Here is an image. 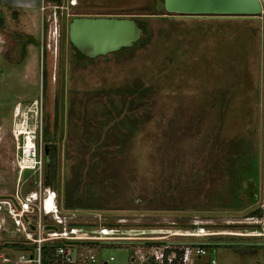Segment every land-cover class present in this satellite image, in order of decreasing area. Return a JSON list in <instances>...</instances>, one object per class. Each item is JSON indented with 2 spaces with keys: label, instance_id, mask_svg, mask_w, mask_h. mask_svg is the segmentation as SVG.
<instances>
[{
  "label": "rangeland",
  "instance_id": "rangeland-1",
  "mask_svg": "<svg viewBox=\"0 0 264 264\" xmlns=\"http://www.w3.org/2000/svg\"><path fill=\"white\" fill-rule=\"evenodd\" d=\"M41 6L34 10L33 38L21 32L23 21L18 20V12L0 4V200L11 197L18 184L11 135L13 107L17 102L41 97L49 137L46 140L44 134V144L56 148V179L50 187L57 194L61 213L74 215L72 223L82 234L91 235L99 226L114 225L129 232L123 235L161 236L185 231L194 220H205L206 230L216 231L222 220L233 225L231 222L262 203L264 13L223 16L156 12L152 0H61L59 5L43 0ZM96 14L145 19L146 40L138 43L142 32L123 51L78 60L76 46L68 38V23L75 15ZM135 84L148 90L140 98L142 103L135 102L133 110H128L130 99L137 94L113 90ZM108 111L120 114H115L104 129L125 114L131 118L148 116L133 130L125 152L118 153V146L101 147L108 159H114L113 165L105 163L102 168L124 173L121 197L111 203L105 201L107 208H65L63 181L70 176L79 151L77 135L86 138L84 122L105 120ZM239 137L246 139L249 151L257 156L258 181L252 186L257 200L248 194L249 186L239 187L235 199L228 194V176L222 168L228 152L223 144L230 141L229 148L243 145L236 142ZM23 177L21 191L34 189L35 177L29 171ZM245 180L241 178L239 185ZM96 194L92 192L87 200L98 199ZM121 218L123 223L118 222ZM38 220L36 210L32 222ZM0 225V262L1 255L9 259L0 264H13L18 254L30 248L5 246L3 243L19 239L8 216ZM254 228L225 226L223 230L246 232ZM245 239L264 238L238 240ZM202 240L213 243L207 245V255L196 259L197 264H209L211 258L213 264H264V246L215 244L214 240H219L215 236ZM85 244L95 255L93 264H128L137 246L83 242L79 251H86ZM111 256L114 262L108 261ZM134 264L141 262L135 260Z\"/></svg>",
  "mask_w": 264,
  "mask_h": 264
},
{
  "label": "built area",
  "instance_id": "built-area-1",
  "mask_svg": "<svg viewBox=\"0 0 264 264\" xmlns=\"http://www.w3.org/2000/svg\"><path fill=\"white\" fill-rule=\"evenodd\" d=\"M43 6H41V9ZM44 112L41 97L13 107L11 135L15 144V168L17 170V189L11 197L0 200V222L8 216L16 237L30 248L18 254L13 264H42L43 247L53 248V258L49 264H93L95 255L87 244L86 251H79L80 243H137L130 260H139L142 264H194L197 258L207 255L209 244L204 237L221 234L219 230L207 231L206 221L194 220L185 231H174L161 236H129L121 226H99L94 234H82V230L72 223L74 215L62 214L57 204V194L45 183L44 159ZM29 171L35 177L34 189L23 193V174ZM37 210L39 220L32 222V214ZM41 217L45 222L41 223ZM249 221L258 222L264 231V217H249ZM125 219H119L123 223ZM174 224V222H169ZM2 228V225H0ZM129 233V232H128ZM231 233V232H228ZM174 237V238H168ZM204 241V242H202ZM122 242V243H121ZM87 252V253H86ZM1 262H8L1 255ZM195 259V260H194ZM194 260V261H193ZM108 261L114 262L111 256ZM214 259H209L213 264ZM208 264V263H207Z\"/></svg>",
  "mask_w": 264,
  "mask_h": 264
},
{
  "label": "trees",
  "instance_id": "trees-1",
  "mask_svg": "<svg viewBox=\"0 0 264 264\" xmlns=\"http://www.w3.org/2000/svg\"><path fill=\"white\" fill-rule=\"evenodd\" d=\"M47 1L56 5L61 3V0ZM2 25L3 21L0 18L1 31ZM143 34V36L139 38V44L146 40L145 35L147 33L143 32ZM31 40L32 39L28 40V43L31 42ZM24 47L25 46H23V48ZM21 51L23 52V49H21ZM78 58L79 57H77V59ZM43 84L44 74L42 71V86ZM147 90V87H142L141 84H135L133 87L127 86L113 91L119 94H129L131 96L137 94L130 99L128 110H133L135 102H137L136 104L142 103L140 98L147 93ZM115 114L119 115L120 113L117 112ZM114 115L110 114L105 120H98V122L96 121L95 123H88L85 121L83 135H85L86 138H81L82 134L77 135V133H75V135L78 136L77 141H79L80 144L78 143L79 146L77 149L79 151L76 152L77 154L74 156L71 164V174L63 181V205L65 208H107L108 206L104 203L105 201L111 203L110 200L115 201L118 197H121L119 194L124 190V173L116 171V168H114L115 170L111 169L110 171L105 167L102 168V165L105 163L108 167L113 165L114 159L113 157L108 159L104 155L106 150H101V147L118 146V149H116L118 153L125 152L129 146V139L133 130L137 129L144 121V118L147 119L148 116L131 118L129 115L125 114L116 124L104 129L103 126H105L110 119H113ZM88 119L91 118L89 117ZM44 134L45 139L48 140L49 137L46 126L44 128ZM236 142L243 143V145L239 144L240 146L229 148L230 141H224L223 144V148L228 152V154L224 156L225 165L222 167L228 176L226 184L228 194L232 195L235 199L237 197L238 189L249 186L248 194L254 198L256 197V191L252 186L257 184L258 181L257 156L255 153L253 154L252 150L249 151L250 146L246 139L243 140L239 137ZM46 146L47 155L44 153L45 183L48 185H54L56 179V148L55 145L51 143H47ZM246 152H248L247 155L245 154ZM65 156L66 158L68 157L67 149ZM243 177H246V179L248 178L250 182L247 183L246 180L242 181L240 186L239 183H241L240 180ZM107 186L110 188L108 189ZM92 192L94 194L97 193L95 198L98 197V199L89 201L87 199L92 195ZM122 206L123 205H117V208H121ZM3 244L5 246L23 249L29 248L24 243L18 241L5 242ZM52 258L53 248L43 247L42 264H49V259Z\"/></svg>",
  "mask_w": 264,
  "mask_h": 264
},
{
  "label": "water",
  "instance_id": "water-1",
  "mask_svg": "<svg viewBox=\"0 0 264 264\" xmlns=\"http://www.w3.org/2000/svg\"><path fill=\"white\" fill-rule=\"evenodd\" d=\"M153 9L187 15L259 16L264 13V0H153ZM145 27L146 21L134 16H74L67 34L85 60L128 48ZM44 150L47 155V146Z\"/></svg>",
  "mask_w": 264,
  "mask_h": 264
},
{
  "label": "flooded vegetation",
  "instance_id": "flooded-vegetation-1",
  "mask_svg": "<svg viewBox=\"0 0 264 264\" xmlns=\"http://www.w3.org/2000/svg\"><path fill=\"white\" fill-rule=\"evenodd\" d=\"M153 1V0H152ZM75 16H120L117 14H96V15H75ZM77 57L80 61H83V59H80L79 54H77ZM264 169V165H263ZM263 181H264V176H263ZM256 200L258 199V196L256 195ZM243 217V218H242ZM245 217V218H244ZM249 217H256L257 218H262L264 217V182H263V199L262 203L258 206L255 207L250 213L245 214V216H241V219L235 220L231 222L233 225H229L227 221L222 220L220 223V235H219V240L218 244L220 245H241V246H259L262 247L264 246V239L263 240H238L243 239V238H258V237H263L264 238V231L263 227L256 222V221H249L245 220ZM227 223L228 225H224V223ZM225 226L228 227H235V228H242L246 229L249 227H255L253 230L250 231H233V230H223ZM256 229H259L258 231ZM231 232V233H228ZM227 238V239H226ZM235 238H238L235 240ZM249 249V248H248Z\"/></svg>",
  "mask_w": 264,
  "mask_h": 264
},
{
  "label": "crops",
  "instance_id": "crops-1",
  "mask_svg": "<svg viewBox=\"0 0 264 264\" xmlns=\"http://www.w3.org/2000/svg\"><path fill=\"white\" fill-rule=\"evenodd\" d=\"M42 2L43 0H0V4L10 8L13 11L18 12L17 15L18 20L20 22L23 21V24L21 25L22 27L21 32H24L27 35L32 36L33 38L34 35L31 33V28L33 27L34 10L36 9L40 10V6L42 5ZM246 181L247 183L250 182L248 179H246ZM205 242H208L209 244L213 243L212 240ZM214 242L215 244H218V240H214ZM129 261L130 262L128 264H134V261L130 260V255H129ZM104 264H106V262H104ZM194 264L197 263H195L194 261ZM203 264H207V263H203Z\"/></svg>",
  "mask_w": 264,
  "mask_h": 264
}]
</instances>
